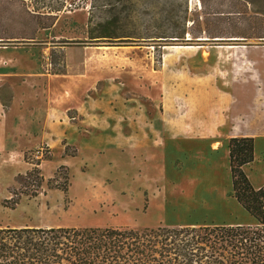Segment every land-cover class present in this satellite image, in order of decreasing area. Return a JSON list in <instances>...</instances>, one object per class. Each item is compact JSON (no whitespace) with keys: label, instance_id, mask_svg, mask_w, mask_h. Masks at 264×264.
I'll list each match as a JSON object with an SVG mask.
<instances>
[{"label":"rangeland","instance_id":"374dc122","mask_svg":"<svg viewBox=\"0 0 264 264\" xmlns=\"http://www.w3.org/2000/svg\"><path fill=\"white\" fill-rule=\"evenodd\" d=\"M254 2L264 8V0ZM243 3L0 0V49L38 48L45 69L53 73H66L67 49L72 77L95 68L101 76L96 87L102 112L111 113L120 142L130 136L134 143L130 150H121L103 142L95 158L71 160L68 172L61 170L62 178L51 184L62 159L45 156L40 188L21 186L18 177L35 167L36 151L44 149L49 155L48 147L26 152V163L20 166L0 162V228L146 229L253 222L224 179L185 174L177 162L170 164L173 156L165 169L154 142L165 126L189 129L199 112V117H209L210 96L214 93L217 101L223 90L234 96L230 116L240 123L236 129L264 131V15H232L235 9L245 11ZM184 21L193 31L187 32L185 42L158 38L181 31ZM90 32L113 38L93 40ZM192 89L199 100L196 106ZM196 124L204 126L199 119ZM65 173L68 187L58 189L65 187ZM14 192L19 194L15 206L7 203Z\"/></svg>","mask_w":264,"mask_h":264},{"label":"crops","instance_id":"0c3cea01","mask_svg":"<svg viewBox=\"0 0 264 264\" xmlns=\"http://www.w3.org/2000/svg\"><path fill=\"white\" fill-rule=\"evenodd\" d=\"M63 51L68 55L66 73H53L45 69L38 48L0 49V162L20 166L26 163V152L46 146L50 150V160L60 156L62 162L59 167H67L77 157H83L84 162L95 158L103 142L121 150H130L134 146L130 136H124L126 140L119 141V129L108 116L111 113L102 112L96 87L101 76L97 70L94 68L93 72L72 77L69 69L71 54L67 49ZM84 66L90 67V64L85 63ZM196 93L194 89L190 91L195 106L199 103ZM210 99L213 111L209 117H199L200 112L196 117L191 114V118L194 117L193 127L165 126L162 137L158 141L154 139L165 169L169 156H173L170 164L177 162L185 174L222 178L230 192L229 140L233 137H252L255 161L244 170L256 189L263 187L264 131L244 133L236 129L240 123H234L230 116L234 104L230 91L223 90L217 101L213 100L214 93ZM164 104L167 105L166 102ZM113 119L117 118L114 116ZM198 119L204 126L196 124ZM68 146L76 151L74 157L66 155ZM86 150L90 151L86 153ZM43 167L44 163H41L40 170ZM252 223L248 221L246 225Z\"/></svg>","mask_w":264,"mask_h":264},{"label":"trees","instance_id":"16d2710c","mask_svg":"<svg viewBox=\"0 0 264 264\" xmlns=\"http://www.w3.org/2000/svg\"><path fill=\"white\" fill-rule=\"evenodd\" d=\"M233 1L238 4L241 0ZM242 1L245 11L235 9L232 15H264V8H257L254 0ZM249 7L251 12H248ZM195 24L193 21V26ZM182 26V30L173 36L158 38L185 42L187 32L192 35L193 31L188 30L186 21ZM100 38L113 37H94L90 32V39ZM70 149L69 146L66 148V155L74 157L76 151L72 155ZM228 149L233 198L253 219L252 224H195L146 229L0 228V264H264V186L256 189L244 170L255 161L254 138L233 137ZM49 155L44 160H50ZM42 160L18 177L21 186H42L45 181L39 168ZM61 170L68 172L67 167H60L49 184L62 178ZM63 177L65 187L58 189L66 190L69 173ZM18 199L19 194L14 192L7 203L18 205Z\"/></svg>","mask_w":264,"mask_h":264},{"label":"built area","instance_id":"2783aa9c","mask_svg":"<svg viewBox=\"0 0 264 264\" xmlns=\"http://www.w3.org/2000/svg\"><path fill=\"white\" fill-rule=\"evenodd\" d=\"M47 154H48L47 151H44V149H41V150L36 151V155H35V157H36L38 160H42L45 156H47Z\"/></svg>","mask_w":264,"mask_h":264},{"label":"water","instance_id":"95a60500","mask_svg":"<svg viewBox=\"0 0 264 264\" xmlns=\"http://www.w3.org/2000/svg\"><path fill=\"white\" fill-rule=\"evenodd\" d=\"M205 41V40H204Z\"/></svg>","mask_w":264,"mask_h":264}]
</instances>
